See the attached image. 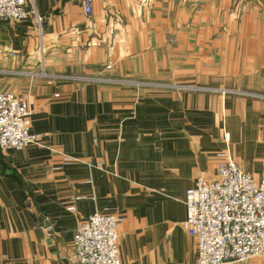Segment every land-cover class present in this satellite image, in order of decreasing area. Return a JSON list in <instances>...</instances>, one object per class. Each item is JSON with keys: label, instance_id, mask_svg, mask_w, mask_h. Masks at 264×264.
I'll return each mask as SVG.
<instances>
[{"label": "crops", "instance_id": "1", "mask_svg": "<svg viewBox=\"0 0 264 264\" xmlns=\"http://www.w3.org/2000/svg\"><path fill=\"white\" fill-rule=\"evenodd\" d=\"M28 6L41 28L0 22V92L41 142L0 156V264H78L95 212L124 216L122 264H196L187 189L217 178L220 152L264 168V0Z\"/></svg>", "mask_w": 264, "mask_h": 264}, {"label": "built area", "instance_id": "2", "mask_svg": "<svg viewBox=\"0 0 264 264\" xmlns=\"http://www.w3.org/2000/svg\"><path fill=\"white\" fill-rule=\"evenodd\" d=\"M92 13V0H77ZM41 19L28 0H0V22ZM32 112L24 98L0 92V156L40 144L31 129ZM217 178H198L187 189L184 204L188 234L197 245L196 264H244L264 257V169L259 176L244 171L227 153H220ZM80 199V198H77ZM69 211L75 207L70 206ZM124 216L95 212L83 219L73 236L78 264H122L119 226Z\"/></svg>", "mask_w": 264, "mask_h": 264}, {"label": "rangeland", "instance_id": "3", "mask_svg": "<svg viewBox=\"0 0 264 264\" xmlns=\"http://www.w3.org/2000/svg\"><path fill=\"white\" fill-rule=\"evenodd\" d=\"M156 84V83H155ZM161 88H167L166 86H170V89H172V90H178V89H180V88H182V87H184V85H182V84H180V83H178V82H171V84H165L164 86L165 87H163V85L161 84V85H159ZM221 153V152H220ZM256 163L257 161H253V163ZM264 168H262V170H263ZM261 173H262V171H261ZM262 259H264V257H261Z\"/></svg>", "mask_w": 264, "mask_h": 264}]
</instances>
